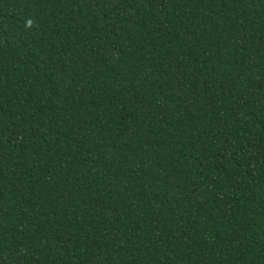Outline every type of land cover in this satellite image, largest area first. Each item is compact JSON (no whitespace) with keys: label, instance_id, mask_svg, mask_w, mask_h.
I'll list each match as a JSON object with an SVG mask.
<instances>
[{"label":"trees","instance_id":"1","mask_svg":"<svg viewBox=\"0 0 264 264\" xmlns=\"http://www.w3.org/2000/svg\"><path fill=\"white\" fill-rule=\"evenodd\" d=\"M0 264H264V0H0Z\"/></svg>","mask_w":264,"mask_h":264}]
</instances>
